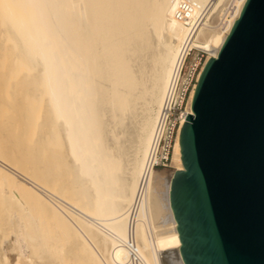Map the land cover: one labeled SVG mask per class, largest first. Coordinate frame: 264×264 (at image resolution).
<instances>
[{"label": "bare ground", "instance_id": "6f19581e", "mask_svg": "<svg viewBox=\"0 0 264 264\" xmlns=\"http://www.w3.org/2000/svg\"><path fill=\"white\" fill-rule=\"evenodd\" d=\"M175 1L0 0V32L9 35L0 40L14 42L2 46L0 41V54L8 59L0 82L3 89L10 82L16 101L11 104L15 116L0 120L7 140L0 143V161L21 176L0 167V234L10 230L15 237L8 248L18 250L9 257L12 248L0 240V264H64L69 255L79 257H70L77 259L74 264H133L127 247L129 212L185 37L173 18ZM191 1L199 11L212 0ZM223 1H217L218 9ZM233 2L231 18L224 21L214 7L200 33L197 44L209 56L198 81L208 61L218 57L247 0ZM197 85L187 116L193 114ZM0 92L1 104L6 95ZM186 118L178 132L174 170H155L139 201L134 239L141 264H185L171 187L175 171L184 170L180 137ZM30 125L37 128L31 145L23 139ZM42 189L71 207L53 205ZM64 245H70L68 250Z\"/></svg>", "mask_w": 264, "mask_h": 264}, {"label": "water", "instance_id": "95a60500", "mask_svg": "<svg viewBox=\"0 0 264 264\" xmlns=\"http://www.w3.org/2000/svg\"><path fill=\"white\" fill-rule=\"evenodd\" d=\"M184 123L171 206L185 264H264V0H247Z\"/></svg>", "mask_w": 264, "mask_h": 264}, {"label": "built area", "instance_id": "2783aa9c", "mask_svg": "<svg viewBox=\"0 0 264 264\" xmlns=\"http://www.w3.org/2000/svg\"><path fill=\"white\" fill-rule=\"evenodd\" d=\"M216 0L209 1L199 11L191 0L174 2L173 18L185 29V37L179 47V60L173 83L168 88L158 112L153 138L139 181V190L129 214V238L127 247L133 264L140 263L134 239V221L139 201L150 183L152 174L159 168L168 167L174 155L178 132L188 114L190 96L198 82L209 53L197 44L202 29L212 17ZM232 8L235 2L231 3ZM221 7V6H219Z\"/></svg>", "mask_w": 264, "mask_h": 264}, {"label": "rangeland", "instance_id": "374dc122", "mask_svg": "<svg viewBox=\"0 0 264 264\" xmlns=\"http://www.w3.org/2000/svg\"><path fill=\"white\" fill-rule=\"evenodd\" d=\"M217 1L219 2V0H216V1H215L216 4L218 3ZM230 1H232V3H233V0H228V1H227V0H224L223 3H221V7H222V5L224 4V8L222 7L221 9H218L217 6H215V5L213 6V8L216 7L217 10H218V11H217V16H219V15L221 14L220 16L222 17V19H223L224 21H225L226 19L228 20L229 18H231V15H230V14H231L233 8H232V4H231ZM224 2H226V3H224ZM228 2L230 3L229 5H228ZM225 6H226V7H225ZM216 8H215V9H216ZM219 8H220V7H219ZM222 9H223V10H222ZM221 10H222V11H221ZM230 11H231V12H230ZM218 12H219V13H218ZM220 12H221V13H220ZM221 17H219V20H218V21H220V22L223 21L222 19L220 20ZM223 17H224V18H223ZM224 21H223V22H224ZM220 22H219V23H220ZM1 30L3 31V29H0V31H1ZM2 33H3V32H0V35H1ZM4 34H5V36L8 35L7 33H4ZM4 34H2L0 37L2 38ZM8 36H9V35H8ZM1 38H0V39H1ZM6 38H7V39H5L4 42L1 41V40H4V39H1V40H0V41L2 42V44L4 43L3 45H2V44H0V45H2V46H6V44H7V46H8V45L10 44L9 46H11L14 42H13V41H12L13 43L11 42V38H10V39H9L8 37H6ZM8 39H9V40H8ZM7 40H8L9 42H11V43H9ZM6 41H7L8 43H7ZM5 43H6V44H5ZM2 46H0V47H2ZM0 55H4V54H3V51H2V54H0ZM4 56H5V55H4ZM4 56H3V57L0 56V58H2V60H3V61H2V60L0 59V64L2 65V62H4L3 65H2V67L0 66V73H2V71L5 72L6 69L8 68V67L6 66V65L8 64V59H7L6 56H5V59H4ZM6 59H7V60H6ZM6 63H7V64H6ZM1 68H3V70H2ZM10 80L13 81V87H14V80H15V79H12V78H11ZM1 82H2V81H1ZM1 82H0V84H1V85H0V86H1L0 89H1V91L3 92L2 94H3V95H6V96H4V97H5V101H4V103H3V100H1L2 103L0 104V111H1V112H0V115H1V116L3 115V116H2V117L0 116V120H1V118H2V119H3L4 117L6 118V116H7V117H10V116L13 115L12 117H14L15 114H16V112L14 111V108L12 107V105H14V104L16 103V101H14L15 98L13 99V97H12V93L9 92V91L11 90V88H12V85H11L10 82L8 81V83L6 82V85L4 86V89H3V88H2V87H3V84H2ZM11 83H12V82H11ZM8 84H9V85H8ZM10 86H11V87H10ZM5 87H6V88H5ZM8 89H10V90H8ZM4 90H5V92H4ZM12 90H13V89H12ZM12 90H11V92H12ZM6 91H8L9 93L6 92ZM0 93H1V92H0ZM5 93H6V94H5ZM2 94H1V95H2ZM10 94H11V95H10ZM13 94H15V93L13 92ZM7 95H8V96H7ZM9 95H10L11 97H10ZM13 96H14V95H13ZM11 98H12L13 100H12ZM6 100H7V101H6ZM5 102H6V103H5ZM13 102H14V103H13ZM35 102H36V101H35ZM8 103H9V104H8ZM11 104H12V105H11ZM34 104H36V103H34ZM5 105H7V106H5ZM1 106H2V107H1ZM3 106L6 107L5 109H6L7 111H6L5 109H3V108H4ZM35 106H36V105H35ZM1 108H2V109H1ZM42 108H43V107L41 106V109H42ZM9 109H10V110H9ZM12 110H13V111H12ZM4 112H5V113H4ZM9 112H10V113H9ZM1 113H2V114H1ZM8 113H9V114H8ZM13 113H15V114H13ZM8 115H9V116H8ZM27 121H29V120H27ZM32 121H33V120H32ZM30 123H32L31 120H30ZM16 127H17V128H16ZM30 127H31V125L29 126V128H28V126H27L28 129H25L26 131H24L25 134H23V139L25 138L24 141L26 140V141H25V143L27 142L26 144H30V145H31V143H33V140H34L35 137H36V131H37L36 129H37V128H34L33 125H32L31 128H30ZM13 128H15V130L13 129V132L15 131V133H17V131H19V130H18V125L13 126ZM29 130H30V132H29ZM31 130H33V131H31ZM34 132H35V133H34ZM30 134H31V135H30ZM0 135H1V136H0V138H1L0 143L3 142L2 144L5 145V143L7 142V140H5V138L2 136V134H0ZM2 137L4 138L3 141H2V139H3ZM30 137H31V138H30ZM29 138H30V140H28ZM31 139H33V140L31 141ZM5 141H6V142H5ZM7 152H8V151H7ZM9 152H10V150H9ZM9 155L11 156V158L13 157V153H12V151H11V153H9ZM2 164H3V163L0 161V167H2L3 169H5V170H6L7 168H8L9 170L11 169L9 166H6L5 164H3V165H5L6 167H5V166H2ZM172 164H173V163H172V161H171V163L169 164L168 167H165V168H159V169L156 170V171H157V172H169V171H172V170H174V166H173ZM8 169H7V170H8ZM10 171H12V172L14 173V176H17L16 178L20 179L21 176H20V174H19L17 171H15V170H13V169H11ZM30 183H32V182H30ZM41 191L44 192L45 190L42 189ZM44 193H45L46 197L49 198V200H50L51 202L53 201V202H52L53 205H55V206L58 205L59 207H62V208L64 207L65 209H69V207H71L70 204H69L68 202H66V201L64 202V201L62 200V198H60L61 196H60V197L55 196V195H54V192H53V194H52V193H50L49 191L46 190V192H44ZM47 193H48V194H47ZM50 194H52V195H50ZM57 195H58V194H57ZM53 197H54V198H53ZM51 199H52V200H51ZM58 200H59V201H58ZM61 202H63V203H61ZM54 203H56V204H54ZM64 204H66V205H64ZM68 206H69V207H68ZM31 209H32V208H31ZM33 210L36 211L37 209L35 210V208H34ZM33 210H31V211H33ZM75 210H77V209H75ZM36 212H37V211H36ZM77 212H78V211H77ZM26 213H27V212H26ZM32 213H33V212H32ZM35 214H36V213L34 212V215H35ZM78 214L81 215L82 217L84 216L83 219H85V220H90L89 217H87L86 215H84V214H83V215L80 214V211L77 213V215H78ZM35 216H37V215H35ZM13 218L15 219V218H18V217H14V216H13ZM87 218H88V219H87ZM14 219H13V220H14ZM15 220H16V219H15ZM7 231H8V230H7ZM9 231H10V230H9ZM9 231H8V232H9ZM8 232H5V234H4V232H3V233L1 232V234H0V235L4 234L5 237H6V238H4V235L2 236L3 238L0 237V240L4 239V241H3V240L1 241L2 243H4L3 246H5L6 243H9V244H7L8 246H7V245L5 246L6 248H8L11 244H13V242H14V239H13V238L15 237V235H14L11 231H10V233H8ZM7 233H8V234H7ZM9 234H10V235H9ZM11 234H13V235H11ZM6 235H8V236H6ZM5 241H6V242H5ZM9 241L11 242V244H10ZM2 243H1V244H2ZM63 243H64V242H63ZM65 243H66V242H65ZM66 245H67V244H66ZM66 245H64V248H65V249H67V247L70 246V245H68V246H66ZM14 247H15V246L10 247V248H12V249L8 248V250L10 249V250L8 251V253H7V255H8L9 257L12 256V255L15 256V254L17 253L18 250H16V249L13 250ZM16 247H17V245H16ZM64 248H63V251H62V252H64ZM69 248H70V247H69ZM67 250H68V249H67ZM12 251H13V252H12ZM14 251H16V253H15ZM27 252H28V253H27ZM29 252L32 254L31 250H30V249H29V250L27 249V250H26V254H27V256H33V255H31ZM9 253H10V254H9ZM12 253H13V254H12ZM14 253H15V254H14ZM29 254H30V255H29ZM35 254H36V253H34V255H35ZM37 255H38V254H37ZM37 255L34 256V258H36ZM16 256H17V254H16ZM16 256H15V257H16ZM27 256H26V257H27ZM60 256H61V255H60ZM67 256H68V255L64 256V259H65ZM61 257H62L61 259L63 260V256H61ZM70 257H71V255H69V257L67 258L69 261L71 260V258H72V259H73V258L75 259V257H77V255H76L75 257H74V255H73L71 258H70ZM34 258H33V260H37V259H34ZM69 258H70V259H69ZM78 258H79V257H77V259H78ZM61 259H60L59 262H61ZM67 259H65V262L63 261L64 264L67 262V261H66ZM77 259H76V260H77ZM38 260H39V259H38ZM76 260H71V261H70V262H71L70 264H74V262H76ZM79 260H80V259H79ZM69 261H68L66 264H69ZM72 261H74V262H72ZM81 261H82V260H81ZM81 261H80L79 263H77V264H82L83 261H82V262H81ZM61 263H62V262H61ZM83 264H85V262H83ZM138 264H141V262L138 263Z\"/></svg>", "mask_w": 264, "mask_h": 264}]
</instances>
